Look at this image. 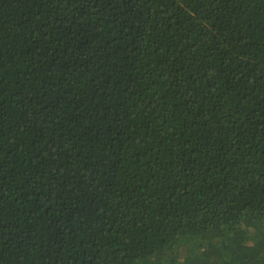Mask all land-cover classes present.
Masks as SVG:
<instances>
[{
	"label": "trees",
	"instance_id": "1",
	"mask_svg": "<svg viewBox=\"0 0 264 264\" xmlns=\"http://www.w3.org/2000/svg\"><path fill=\"white\" fill-rule=\"evenodd\" d=\"M0 264H264V0H0Z\"/></svg>",
	"mask_w": 264,
	"mask_h": 264
}]
</instances>
